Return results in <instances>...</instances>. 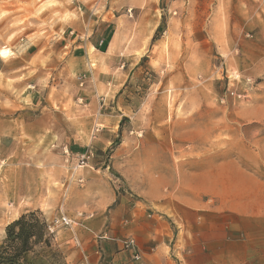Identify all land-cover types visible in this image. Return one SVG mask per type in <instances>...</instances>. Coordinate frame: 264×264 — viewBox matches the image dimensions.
Masks as SVG:
<instances>
[{
  "label": "rangeland",
  "instance_id": "rangeland-1",
  "mask_svg": "<svg viewBox=\"0 0 264 264\" xmlns=\"http://www.w3.org/2000/svg\"><path fill=\"white\" fill-rule=\"evenodd\" d=\"M87 25H108L97 48L114 35L115 47L77 71L63 38ZM2 48L0 61H22L23 116L0 154V244L28 212L81 222L121 197L158 210L181 170L218 160L264 217V0H0ZM35 82L46 90L39 109L28 102ZM51 242L67 264L72 231L58 227Z\"/></svg>",
  "mask_w": 264,
  "mask_h": 264
},
{
  "label": "crops",
  "instance_id": "crops-1",
  "mask_svg": "<svg viewBox=\"0 0 264 264\" xmlns=\"http://www.w3.org/2000/svg\"><path fill=\"white\" fill-rule=\"evenodd\" d=\"M80 33L64 37L62 47L70 53L67 63H76L77 71H85L89 63L100 61V54H112L115 35L104 52L97 46L109 37L108 25H87L85 36ZM25 47L35 53L34 45ZM3 51L9 50L0 49V56ZM21 65L13 57L0 61L4 79L12 80L0 88V154L20 135L23 115L16 71ZM45 92L39 82L32 84L30 105L39 109ZM229 165L227 160H218L198 171L181 170L177 195L159 200L158 210L152 208L153 203L138 206L121 197L109 215L81 213L80 244L66 254L67 264H244L249 258L260 264L264 259V217L250 203L251 189L230 182ZM128 236L136 240L139 261H132L131 251L122 247V239Z\"/></svg>",
  "mask_w": 264,
  "mask_h": 264
},
{
  "label": "trees",
  "instance_id": "trees-1",
  "mask_svg": "<svg viewBox=\"0 0 264 264\" xmlns=\"http://www.w3.org/2000/svg\"><path fill=\"white\" fill-rule=\"evenodd\" d=\"M53 233L36 212L20 215L5 226L0 264H65L52 248Z\"/></svg>",
  "mask_w": 264,
  "mask_h": 264
},
{
  "label": "built area",
  "instance_id": "built-area-1",
  "mask_svg": "<svg viewBox=\"0 0 264 264\" xmlns=\"http://www.w3.org/2000/svg\"><path fill=\"white\" fill-rule=\"evenodd\" d=\"M83 163V162H82ZM79 216H82L81 213ZM80 220V219H79ZM81 226V222L75 220L72 216L67 213L61 211L58 216L54 217L52 220L48 221V230L51 233H54L58 227L68 228L73 233L74 242L76 245L80 244V240L76 235V227ZM103 237V236H101ZM100 237V238H101ZM122 247L124 249L131 251V259L132 261H139L140 254L137 251L136 240L132 236L125 237L121 241ZM81 264H87L85 261L80 262Z\"/></svg>",
  "mask_w": 264,
  "mask_h": 264
}]
</instances>
